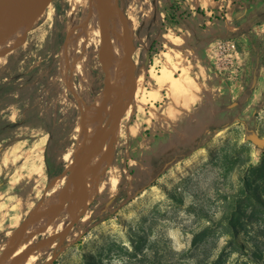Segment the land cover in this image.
Wrapping results in <instances>:
<instances>
[{
  "label": "rangeland",
  "instance_id": "1",
  "mask_svg": "<svg viewBox=\"0 0 264 264\" xmlns=\"http://www.w3.org/2000/svg\"><path fill=\"white\" fill-rule=\"evenodd\" d=\"M185 2L119 0L133 40L128 61L134 64V87L129 95L116 92L105 101L120 114L119 127L110 133L117 137L113 159L90 202L73 218L62 215L39 264H49L54 256L56 264H208V257L217 253L214 246L225 241L222 229L209 218L218 219L236 202L264 226V207L256 199H235L260 186L264 201L263 24L246 44L233 39L240 52L235 62L220 61L217 44L208 53L211 67L227 82L247 64L250 87L232 121L172 157L162 174L155 168L137 172L129 161L134 123L142 122L146 93L160 80L162 68L154 62L159 64L166 29L187 28L192 22L182 11ZM207 8L212 9L205 4L196 11L202 15ZM83 10L71 0H55L20 47L0 54V257L7 247L16 251L14 244L34 211L67 185L71 167L85 149L82 113L95 105L111 74L98 57V35L86 39L81 34ZM108 28L111 34L112 26ZM242 50L250 52L247 60ZM105 117L104 128L110 130L115 120L108 113ZM245 176L250 179L247 188ZM50 238L51 232L35 234L31 246ZM258 244L264 251V237Z\"/></svg>",
  "mask_w": 264,
  "mask_h": 264
},
{
  "label": "crops",
  "instance_id": "2",
  "mask_svg": "<svg viewBox=\"0 0 264 264\" xmlns=\"http://www.w3.org/2000/svg\"><path fill=\"white\" fill-rule=\"evenodd\" d=\"M186 2L181 8L192 22L187 28L166 29L157 53L159 64L154 62L162 68L160 80H155V86L146 93L142 122L133 124L128 153L137 172L144 168L159 172L172 157L193 149L213 128L230 123L250 87L246 63L243 72L227 82L211 67L208 53L221 39L246 44L264 25V0ZM205 4L212 9L200 15L196 7ZM241 52L247 60L250 52Z\"/></svg>",
  "mask_w": 264,
  "mask_h": 264
},
{
  "label": "bare ground",
  "instance_id": "3",
  "mask_svg": "<svg viewBox=\"0 0 264 264\" xmlns=\"http://www.w3.org/2000/svg\"><path fill=\"white\" fill-rule=\"evenodd\" d=\"M71 2L75 9L84 7L80 24L84 33L81 34H84L86 39L92 35H98L100 41L98 57L101 59L99 61L111 74L107 73L105 91L95 97V105L82 113L80 128L84 131L85 149L74 164L72 163V172L67 185L64 188L59 186L44 201L42 207L34 211L32 222L22 228L19 241L14 244L16 251H11L8 247L4 249L5 254L0 257V264H39V261L48 253L55 234L58 233L62 215L67 213L73 218L98 193L102 176L112 162L114 145L117 140L116 135L110 133L120 125V114L114 110L113 103L109 106L105 103L106 98L108 95L113 96L121 91L129 95L134 87L131 81L134 64L128 61L134 48L133 40L130 24L119 0H71ZM89 7H91L90 12ZM40 19H7L2 23L0 54L20 47ZM108 25L112 26L111 34ZM69 29L71 33L74 31L73 24ZM72 53L74 54L72 56H75V49ZM107 113L115 120V126L110 130L104 128L103 125ZM81 141L82 139L80 143ZM47 232H51L50 240H41L37 245L31 246L35 234Z\"/></svg>",
  "mask_w": 264,
  "mask_h": 264
},
{
  "label": "trees",
  "instance_id": "4",
  "mask_svg": "<svg viewBox=\"0 0 264 264\" xmlns=\"http://www.w3.org/2000/svg\"><path fill=\"white\" fill-rule=\"evenodd\" d=\"M257 169L254 168L255 173L258 172ZM162 172L163 168L157 172V175ZM242 180L247 188L250 179L245 176ZM259 188L260 186L254 188L249 196H239L235 199H256L258 205L264 207ZM242 205L239 202L232 203L227 206V210L223 211L218 219L209 218L222 229L221 236L225 237V241L222 246L219 244L214 246V252L217 253L208 257V264H264V251L258 244V239L264 237V226L257 224L253 218L254 213L248 214ZM242 235H244V239L241 237ZM230 255H238V257L232 262L229 260ZM52 264H56V258Z\"/></svg>",
  "mask_w": 264,
  "mask_h": 264
},
{
  "label": "water",
  "instance_id": "5",
  "mask_svg": "<svg viewBox=\"0 0 264 264\" xmlns=\"http://www.w3.org/2000/svg\"><path fill=\"white\" fill-rule=\"evenodd\" d=\"M55 0H0V26L7 19L42 18ZM56 256L49 263L52 264Z\"/></svg>",
  "mask_w": 264,
  "mask_h": 264
},
{
  "label": "built area",
  "instance_id": "6",
  "mask_svg": "<svg viewBox=\"0 0 264 264\" xmlns=\"http://www.w3.org/2000/svg\"><path fill=\"white\" fill-rule=\"evenodd\" d=\"M218 52L220 61L230 64L235 62L238 57H240L239 47L235 40L233 39H223L219 40Z\"/></svg>",
  "mask_w": 264,
  "mask_h": 264
}]
</instances>
